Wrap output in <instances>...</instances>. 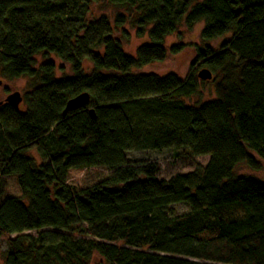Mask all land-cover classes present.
<instances>
[{
    "label": "trees",
    "instance_id": "1",
    "mask_svg": "<svg viewBox=\"0 0 264 264\" xmlns=\"http://www.w3.org/2000/svg\"><path fill=\"white\" fill-rule=\"evenodd\" d=\"M198 23L184 78L138 73ZM126 26L147 41L134 56ZM0 78L27 81L18 111L0 101L2 264H264V181L235 174L264 165V0H0ZM80 93L88 105L62 116ZM163 150L208 161L169 179L127 161ZM91 168L111 175L67 184ZM8 178L19 196L4 197Z\"/></svg>",
    "mask_w": 264,
    "mask_h": 264
},
{
    "label": "rangeland",
    "instance_id": "2",
    "mask_svg": "<svg viewBox=\"0 0 264 264\" xmlns=\"http://www.w3.org/2000/svg\"><path fill=\"white\" fill-rule=\"evenodd\" d=\"M92 11L95 15L105 14L107 16H113L115 14V9L106 5L104 2L98 3ZM202 23H198L191 30H185L180 28L178 33L172 36H168L165 39V48L169 51L171 45L179 46L181 45V51L175 55L169 54L164 62L154 63L146 66L138 71L141 74H156L159 76H164L166 74H174L180 79L184 78L191 61L194 58L196 47H203L205 43L200 40V31L202 30ZM125 30L129 34L127 40H121L120 44L125 54L134 56L135 50L138 46L145 44L147 41L145 38L139 39L134 36V31L129 26L125 27ZM223 40L219 38L217 40L208 42V46L212 48H217L220 42ZM207 44V43H206ZM57 66L60 64L53 58ZM38 62H42V57H37ZM27 86L26 79H18L13 81H6L0 78V101L12 93L19 92L23 93ZM7 87V91L3 92L2 88ZM212 87L204 85L201 89V98H209L212 96ZM173 151L163 150V151H149V152H131L127 155V161L129 163H156L159 167L158 178L159 179H169L174 175L187 174L191 172L196 165L204 166L208 158L207 157H197L190 161H182L174 158ZM34 158H37L36 153H32ZM236 175L251 176L260 181H264V165L258 171H252L245 165H239L235 169ZM111 172L104 169H86L82 171H71L68 175L67 184L75 188H84L96 184L106 177L110 176ZM7 187L5 189V196H19V190L16 186L15 180L12 178L6 179ZM179 213L186 212V208L183 206L176 207ZM14 236H11L13 238ZM6 238L0 237V264L4 261V254L6 252ZM90 264H104L103 260L99 257H94Z\"/></svg>",
    "mask_w": 264,
    "mask_h": 264
},
{
    "label": "water",
    "instance_id": "3",
    "mask_svg": "<svg viewBox=\"0 0 264 264\" xmlns=\"http://www.w3.org/2000/svg\"><path fill=\"white\" fill-rule=\"evenodd\" d=\"M197 77L202 81H209L211 79V74L208 70L202 69L198 72ZM2 102L10 106L13 110L18 111L19 106L22 102V96L19 92H12L8 94ZM88 102L89 95L87 93L78 94L65 103L64 109L62 111V116H65L69 112L86 107L88 105ZM88 115L91 119H94L95 116L93 109L88 110Z\"/></svg>",
    "mask_w": 264,
    "mask_h": 264
}]
</instances>
